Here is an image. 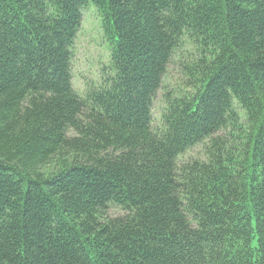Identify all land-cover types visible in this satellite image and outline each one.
Segmentation results:
<instances>
[{"label":"trees","instance_id":"trees-1","mask_svg":"<svg viewBox=\"0 0 264 264\" xmlns=\"http://www.w3.org/2000/svg\"><path fill=\"white\" fill-rule=\"evenodd\" d=\"M0 264H264V0H0Z\"/></svg>","mask_w":264,"mask_h":264},{"label":"rangeland","instance_id":"rangeland-1","mask_svg":"<svg viewBox=\"0 0 264 264\" xmlns=\"http://www.w3.org/2000/svg\"><path fill=\"white\" fill-rule=\"evenodd\" d=\"M109 44L106 41L100 20L92 5H87L83 10L82 22L72 47V87L83 96L87 86L95 84L109 61ZM179 76L174 66L170 65L166 77L165 86L176 89ZM163 93L159 90L152 104V126H160V114L163 106ZM192 159H205L203 145L198 144L188 149L179 156V161ZM255 244V240L253 242Z\"/></svg>","mask_w":264,"mask_h":264}]
</instances>
